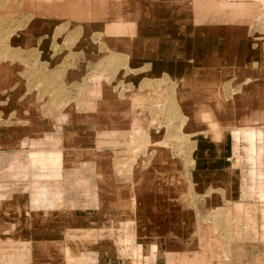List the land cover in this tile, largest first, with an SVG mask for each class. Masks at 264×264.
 <instances>
[{"label":"rangeland","instance_id":"rangeland-1","mask_svg":"<svg viewBox=\"0 0 264 264\" xmlns=\"http://www.w3.org/2000/svg\"><path fill=\"white\" fill-rule=\"evenodd\" d=\"M0 226V264H264V0H0Z\"/></svg>","mask_w":264,"mask_h":264},{"label":"crops","instance_id":"crops-1","mask_svg":"<svg viewBox=\"0 0 264 264\" xmlns=\"http://www.w3.org/2000/svg\"><path fill=\"white\" fill-rule=\"evenodd\" d=\"M176 14V13H175ZM172 16H170V18H171ZM176 17H178V14H176V16H174L173 18H171L170 20H172V21H174L175 20V18ZM156 22H158V21H156ZM160 25H162V27H168L167 29L168 30H170V28L169 27H177V28H179L180 29V27L182 26V25H179L177 22H175V23H173L172 25L168 22V21H162V24H160ZM153 27H154V25H152ZM195 30H196V28H195ZM195 33H197L196 31H195ZM197 34H199V33H197ZM185 35V34H184ZM189 37H187L186 38V36H185V38L183 39V40H181V42H186V39H188ZM226 38V37H225ZM225 38H220V39H222V40H225ZM203 38H201V37H196L195 35H193V37L192 38H190L189 40L190 41H192V42H195L196 40H202ZM232 40H233V38H232ZM162 42L163 43H165V36H163V39H162ZM148 51H150V50H148ZM147 53H149L148 55H151L152 57H153V59H160V60H162V61H167V59H169V61L170 60H173V59H175V56H171V55H167L166 56V54H165V52H162L161 53V55H159V56H156L157 54H155V53H150V52H147ZM165 54V55H164ZM172 58V59H171ZM150 66V65H149ZM148 69H150L149 67H148ZM166 72V71H165ZM13 126H17V125H13ZM203 172V171H202ZM201 175H202V173H201ZM201 177V176H200ZM237 180V179H236ZM234 182V181H233ZM198 185H203V183L201 182V180H200V182L198 183ZM218 185H220V184H218ZM18 190H19V192H20V188H18ZM114 191V190H113ZM16 192H18V191H16ZM238 196H233V197H231V198H237ZM30 210V209H29ZM31 211V210H30ZM29 223V226H34V225H32V221H29L28 222ZM19 224H21V225H23L24 226V224H23V221L21 220V221H19ZM2 230V227L0 226V231ZM211 264V261H210V258L209 259H207L204 263H197V264H209V263ZM173 263V262H172ZM161 264H164V262H161ZM215 264H217V263H215Z\"/></svg>","mask_w":264,"mask_h":264},{"label":"bare ground","instance_id":"bare-ground-1","mask_svg":"<svg viewBox=\"0 0 264 264\" xmlns=\"http://www.w3.org/2000/svg\"><path fill=\"white\" fill-rule=\"evenodd\" d=\"M253 115H257V112H254ZM252 127V126H251ZM245 128V127H244ZM166 233V232H165ZM167 238H169V243H180V244H188L192 241V238H180L173 234H166ZM169 250V249H168Z\"/></svg>","mask_w":264,"mask_h":264}]
</instances>
